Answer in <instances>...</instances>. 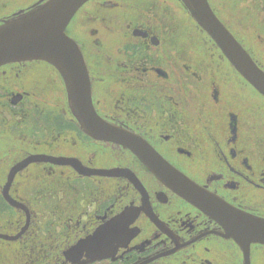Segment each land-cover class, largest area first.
Wrapping results in <instances>:
<instances>
[{
    "label": "flooded vegetation",
    "instance_id": "af4514ba",
    "mask_svg": "<svg viewBox=\"0 0 264 264\" xmlns=\"http://www.w3.org/2000/svg\"><path fill=\"white\" fill-rule=\"evenodd\" d=\"M46 1L0 0V26ZM207 1L264 72V55L250 51L220 14L218 6L240 0ZM177 22L167 0H90L65 34L84 60L98 117L140 138L209 195L264 220V98L213 45L180 44L185 35ZM259 30L264 36V20ZM30 158L5 197L10 170ZM69 159L130 176H84L55 163ZM125 211L128 239L110 255L65 259L70 247ZM23 228L14 241L0 239L3 261L264 264V245L240 248L212 215L175 195L132 152L84 134L63 79L43 61L0 66V235Z\"/></svg>",
    "mask_w": 264,
    "mask_h": 264
},
{
    "label": "water",
    "instance_id": "95a60500",
    "mask_svg": "<svg viewBox=\"0 0 264 264\" xmlns=\"http://www.w3.org/2000/svg\"><path fill=\"white\" fill-rule=\"evenodd\" d=\"M90 0H47L22 17L0 26V66L27 61H43L51 64L63 79L72 115L88 137L129 150L142 164L175 195L189 204L212 215L242 249L251 244L264 245V220L240 212L200 189L183 174L163 161L144 141L134 134L121 131L98 117L92 107L90 83L82 55L65 34V29L78 10ZM192 21L202 30L229 65L246 83L264 98V72L236 41L211 10L207 0H180ZM31 158L9 172L4 185V196L15 174L23 169ZM56 164L71 166L79 175L124 177L127 171H91L76 159L57 160ZM13 204V203H12ZM16 206V205H13ZM126 211L118 218L95 229L64 253L66 260L80 258L83 254L93 261L106 257L127 239ZM0 235L2 240H16Z\"/></svg>",
    "mask_w": 264,
    "mask_h": 264
},
{
    "label": "rangeland",
    "instance_id": "374dc122",
    "mask_svg": "<svg viewBox=\"0 0 264 264\" xmlns=\"http://www.w3.org/2000/svg\"><path fill=\"white\" fill-rule=\"evenodd\" d=\"M225 5V8L223 5L218 6V8L220 14L228 19L234 33L241 39H247L243 41L250 51L256 53V50L259 49L258 52L264 55V36L259 30L260 22L264 20V0H240L237 3L231 2ZM167 11L175 13L178 11V34L185 35L180 44L186 46L201 45L204 49L213 44L208 42L210 39L207 40V35L202 30L199 31L200 28L196 29V24L188 17L185 8L179 3L176 7L170 3V0H167ZM215 50L221 56L216 48ZM3 264L10 263L5 260Z\"/></svg>",
    "mask_w": 264,
    "mask_h": 264
},
{
    "label": "trees",
    "instance_id": "16d2710c",
    "mask_svg": "<svg viewBox=\"0 0 264 264\" xmlns=\"http://www.w3.org/2000/svg\"><path fill=\"white\" fill-rule=\"evenodd\" d=\"M196 28L199 29L197 26H196ZM199 31H201V30L199 29ZM206 37H207V36H206ZM207 40H209L208 37H207ZM208 42H209L210 44H212L211 41H208ZM212 45H213V44H212ZM248 86H249V85H248ZM1 250H2V246H0V251H1ZM39 261H40V260H39ZM39 261H37V262H36V261H32V263H33V264H36V263L39 264ZM3 262H4V261L0 258V264H3ZM9 263H10V264H20L21 262H20V261H15V260H10ZM29 264H30V263H29Z\"/></svg>",
    "mask_w": 264,
    "mask_h": 264
}]
</instances>
